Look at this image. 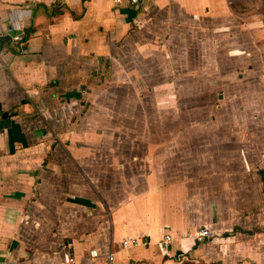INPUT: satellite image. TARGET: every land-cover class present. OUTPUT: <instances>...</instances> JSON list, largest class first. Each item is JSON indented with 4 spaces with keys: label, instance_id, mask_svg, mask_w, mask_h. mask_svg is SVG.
Wrapping results in <instances>:
<instances>
[{
    "label": "crops",
    "instance_id": "0c3cea01",
    "mask_svg": "<svg viewBox=\"0 0 264 264\" xmlns=\"http://www.w3.org/2000/svg\"><path fill=\"white\" fill-rule=\"evenodd\" d=\"M233 3L0 0V258L264 264L259 123L175 114L221 107L224 32L244 29Z\"/></svg>",
    "mask_w": 264,
    "mask_h": 264
},
{
    "label": "rangeland",
    "instance_id": "374dc122",
    "mask_svg": "<svg viewBox=\"0 0 264 264\" xmlns=\"http://www.w3.org/2000/svg\"><path fill=\"white\" fill-rule=\"evenodd\" d=\"M233 8L237 12V22L240 24L239 31L225 33L224 44H228L229 38L233 46H225L224 57L226 63H223V69L231 70L230 79L217 80L218 86L216 89V100L221 102V107L211 110H192L185 111L183 109L175 111L176 118H186L194 122H199L201 119L223 120L230 118L231 114L237 115L239 121L245 124L258 126L249 127L246 140L260 142L261 147L256 152H263L264 133L259 134L258 129H264V0H234ZM231 50V51H230ZM220 96V98L218 97ZM214 103V102H213ZM237 104L242 110L230 112L229 105ZM185 113L187 115L185 116ZM232 117H234L232 115ZM165 118V117H164ZM235 118V117H234ZM196 123V124H197ZM168 134V131L174 129L171 127L160 128ZM178 129L181 130L179 127ZM184 129V128H183ZM194 134H214L211 128L194 127L191 128ZM173 131V130H172ZM180 134V133H179ZM190 131L188 130V135ZM261 150V151H259ZM257 154V153H256ZM262 164L256 166L264 167V158L260 159Z\"/></svg>",
    "mask_w": 264,
    "mask_h": 264
},
{
    "label": "built area",
    "instance_id": "2783aa9c",
    "mask_svg": "<svg viewBox=\"0 0 264 264\" xmlns=\"http://www.w3.org/2000/svg\"><path fill=\"white\" fill-rule=\"evenodd\" d=\"M112 1H113V3L115 5H120L121 3L125 2L128 5H130V6H137L141 2V0H112ZM8 31L13 33V30L11 28ZM12 40L13 41H20L21 37L18 34H14L12 36ZM188 237L189 236L186 234V238H188ZM192 237L194 238V240L196 242L204 241V240H207L208 238L211 237V232L207 228H198L194 232ZM170 243H171L170 235H165L162 238V240H160L158 242L157 245H158V248H159L160 252H162V254H164V255L167 254L168 246L170 245ZM137 244H138V241L135 238H122L118 242V245L120 246V249L136 246ZM89 256L91 258H96V257H99V254L97 253L96 250H91L90 253H89ZM104 258H105L106 262H108V264H110L112 262V259H113V252L111 250H108L105 253ZM184 261H185V258L183 256L180 257L179 264H183ZM0 264H8V263H7V261L5 259L0 258Z\"/></svg>",
    "mask_w": 264,
    "mask_h": 264
},
{
    "label": "water",
    "instance_id": "95a60500",
    "mask_svg": "<svg viewBox=\"0 0 264 264\" xmlns=\"http://www.w3.org/2000/svg\"><path fill=\"white\" fill-rule=\"evenodd\" d=\"M4 117H5L4 114H2V115H1V118H4Z\"/></svg>",
    "mask_w": 264,
    "mask_h": 264
},
{
    "label": "trees",
    "instance_id": "16d2710c",
    "mask_svg": "<svg viewBox=\"0 0 264 264\" xmlns=\"http://www.w3.org/2000/svg\"><path fill=\"white\" fill-rule=\"evenodd\" d=\"M27 34H30V31Z\"/></svg>",
    "mask_w": 264,
    "mask_h": 264
}]
</instances>
